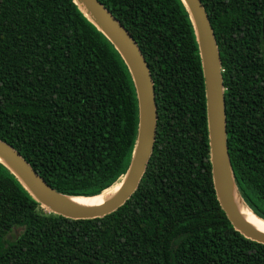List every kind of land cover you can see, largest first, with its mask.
<instances>
[{"label":"trees","instance_id":"16d2710c","mask_svg":"<svg viewBox=\"0 0 264 264\" xmlns=\"http://www.w3.org/2000/svg\"><path fill=\"white\" fill-rule=\"evenodd\" d=\"M136 41L154 81L157 133L132 197L103 218L47 213L0 164V264H264V245L222 210L210 162L205 82L182 0H99ZM222 62L238 192L264 220V0H201ZM139 124L114 45L74 0H0V140L57 192L119 184Z\"/></svg>","mask_w":264,"mask_h":264},{"label":"water","instance_id":"95a60500","mask_svg":"<svg viewBox=\"0 0 264 264\" xmlns=\"http://www.w3.org/2000/svg\"><path fill=\"white\" fill-rule=\"evenodd\" d=\"M182 1L189 12L199 44L205 82L210 162L218 202L236 231L246 239L264 245V232L247 223L233 201L235 195L250 210L238 192L232 172L228 151L222 62L209 16L201 0ZM74 2L122 56L136 88L139 107L138 134L130 166L119 183L120 189L103 205L83 208L72 203V199L91 197H72L57 192L39 176L17 150L2 140L0 164L9 170L45 212L72 220H89L114 213L138 189L154 150L158 113L154 81L149 66L131 34L99 0ZM251 213L255 215L252 211Z\"/></svg>","mask_w":264,"mask_h":264},{"label":"bare ground","instance_id":"6f19581e","mask_svg":"<svg viewBox=\"0 0 264 264\" xmlns=\"http://www.w3.org/2000/svg\"><path fill=\"white\" fill-rule=\"evenodd\" d=\"M120 185L117 184L113 188L105 191L99 196L91 198H73L72 203L83 208H95L103 205L110 197H112L118 190ZM233 201L238 210L239 214L244 220L255 227L256 229L264 232V221L258 219L255 215L248 210L245 205L238 199L237 196L233 195Z\"/></svg>","mask_w":264,"mask_h":264}]
</instances>
